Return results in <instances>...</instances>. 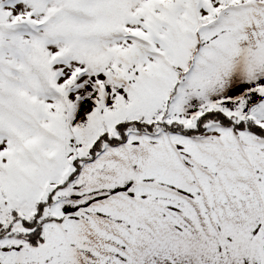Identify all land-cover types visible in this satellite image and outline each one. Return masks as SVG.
Returning <instances> with one entry per match:
<instances>
[{
    "label": "snow or ice",
    "instance_id": "6c2138e0",
    "mask_svg": "<svg viewBox=\"0 0 264 264\" xmlns=\"http://www.w3.org/2000/svg\"><path fill=\"white\" fill-rule=\"evenodd\" d=\"M0 264H264V0H0Z\"/></svg>",
    "mask_w": 264,
    "mask_h": 264
}]
</instances>
